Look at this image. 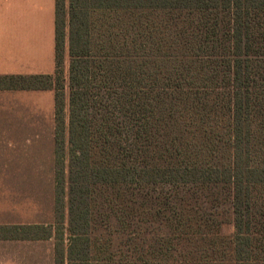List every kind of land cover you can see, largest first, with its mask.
<instances>
[{
    "label": "trees",
    "instance_id": "1",
    "mask_svg": "<svg viewBox=\"0 0 264 264\" xmlns=\"http://www.w3.org/2000/svg\"><path fill=\"white\" fill-rule=\"evenodd\" d=\"M53 264H264V0H54ZM229 218V221L228 219ZM232 233L223 235L224 225Z\"/></svg>",
    "mask_w": 264,
    "mask_h": 264
},
{
    "label": "rangeland",
    "instance_id": "2",
    "mask_svg": "<svg viewBox=\"0 0 264 264\" xmlns=\"http://www.w3.org/2000/svg\"><path fill=\"white\" fill-rule=\"evenodd\" d=\"M48 34L52 51L42 44L44 73L39 75L53 73V25ZM40 35L46 41L47 32ZM53 111L51 91H0V226L52 222ZM221 233L230 235L231 225H224ZM52 251V241H2L0 264H53Z\"/></svg>",
    "mask_w": 264,
    "mask_h": 264
},
{
    "label": "crops",
    "instance_id": "3",
    "mask_svg": "<svg viewBox=\"0 0 264 264\" xmlns=\"http://www.w3.org/2000/svg\"><path fill=\"white\" fill-rule=\"evenodd\" d=\"M52 25L54 34V0L53 10L52 0H0V76L44 73L42 44L51 53L52 35L49 38L48 32H52ZM42 31L47 32L44 42Z\"/></svg>",
    "mask_w": 264,
    "mask_h": 264
}]
</instances>
